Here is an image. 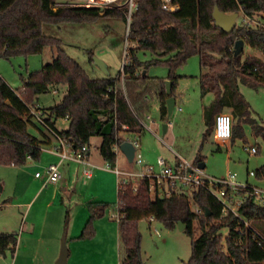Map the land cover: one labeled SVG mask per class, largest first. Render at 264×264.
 I'll return each mask as SVG.
<instances>
[{
	"label": "trees",
	"instance_id": "trees-1",
	"mask_svg": "<svg viewBox=\"0 0 264 264\" xmlns=\"http://www.w3.org/2000/svg\"><path fill=\"white\" fill-rule=\"evenodd\" d=\"M173 2L178 9L170 14L161 10V0H140L129 25L127 39L132 47L121 73L115 78L91 79L75 60L65 55L62 41L45 35L43 27L93 24L102 18L121 19L125 24V9L86 8L65 4L62 0H0V59L40 54L48 47L55 49L52 62L23 80L21 89H11L0 78V166L20 167L28 161L37 162L42 150L50 145V134L64 140L73 150L88 148L91 138H100L98 154L114 168L116 149L126 139L139 140L143 132L134 114L135 106H141L143 95L149 91L144 87L142 92L135 93L149 80L143 70L156 65L168 70L167 79L172 83L169 96L165 83L152 79L159 83L160 118L167 121L166 99L174 97L180 78L176 71L191 57L198 58L200 97L212 99L203 109L208 127L205 136L213 135L216 115L229 111L233 118L231 144L244 138L240 124L245 123L252 135L264 143V123L260 125L250 116L249 106L238 89L239 83L252 87L264 85V0ZM215 6L222 13H243L255 19L257 25L239 24L232 33H224L214 27ZM239 40L261 56H243V52L234 56V44ZM139 52L149 53L152 59L142 62ZM91 57L89 53L90 60ZM121 77L125 92L119 88ZM60 86H65L66 93L57 104L49 108L33 107L37 96L56 91ZM36 108L45 116L44 125L33 126L38 137L27 128ZM58 120L68 121L67 130H56ZM122 125L126 126L125 130H121ZM256 150L258 154L257 147ZM198 164H204L203 159ZM255 178L264 179V163L256 170ZM149 183V179L143 178L135 192L128 184L117 194V205L123 216L117 223L118 241L122 246L119 264H142L139 222L149 217L170 231L177 229L178 222L185 225L183 232L191 240V254L184 264H264V250L257 245L259 238H252L253 224L264 223L263 206L247 198L238 210V217L231 213L224 215L222 204L205 188L191 192L176 190L168 196L157 193L151 198ZM190 201L200 213L192 210ZM86 207L89 219L79 240L94 237L93 222L104 217L109 209L108 204L96 202H89ZM247 223L252 228L246 227ZM224 229L228 231L226 237L221 234ZM16 244L15 233L0 234V256L13 255Z\"/></svg>",
	"mask_w": 264,
	"mask_h": 264
},
{
	"label": "rangeland",
	"instance_id": "rangeland-1",
	"mask_svg": "<svg viewBox=\"0 0 264 264\" xmlns=\"http://www.w3.org/2000/svg\"><path fill=\"white\" fill-rule=\"evenodd\" d=\"M62 3H79V0H62ZM244 20L243 13L238 14L236 25ZM43 32L47 36L57 38L62 41V49L67 57L75 60L84 72L91 79H103L104 73L92 62V58H96L106 64L109 71V77L115 78L121 73L123 63L126 62L125 57L132 45L126 38V25L121 19L102 18L93 24H62L58 26L45 25ZM89 53L92 54L91 60ZM253 55L260 57L256 51L249 46L244 47L243 56ZM55 56V49L45 48L40 54H32L28 56L16 55L9 60L0 59V78L13 90L21 89L23 80L27 79L31 74L38 72L43 66L52 62ZM138 57L142 62L152 59L149 53L139 52ZM146 72L147 77H161L166 75L168 70L163 65L149 66ZM200 72L198 58L191 57L176 74L186 76L182 78L181 85L175 89V94L182 92V104H177L174 112L169 117V132L166 136L157 131L156 135H151L144 131L138 153H141L144 163L151 165L155 173L159 172L158 159L161 158L166 165L174 166L177 157L171 150L178 152L187 164L195 166L199 159H203L204 168L203 175L206 179L224 178L228 170L236 175V181L239 183H248L264 190V179L257 180L255 177L249 176L250 172H256L264 163V143L260 138H255L248 124H240L243 139H236L234 143L228 146H219L213 139V135L208 138L206 133L208 127L205 125L203 117V109L208 106L206 98L200 99L198 91V82L196 76ZM119 88L125 92V84L122 77ZM239 93L245 99L249 106L250 116L257 121L258 124L264 123V85L252 87L250 85L238 84ZM54 92V91H53ZM52 91L48 94L37 96V104L44 108L52 107L57 104L66 93L65 86H60L56 90V94ZM202 105L203 109H199ZM182 108L181 112L177 108ZM229 112V111H227ZM225 112L224 114H227ZM150 117L156 118V110L151 107L148 111ZM229 114V113H228ZM140 120V118H139ZM67 123L58 120L55 123L57 131L65 130ZM29 132L38 137L39 133L33 128L28 129ZM213 131V127H212ZM46 134L48 132L44 130ZM125 136V135H124ZM127 136H125L126 138ZM205 138V139H204ZM56 141V139H55ZM101 139L98 137L91 138L89 142V151L92 158L101 157L98 154V148ZM257 147L259 152L256 155H249L243 151V146ZM99 160V159H98ZM102 169L105 168L106 162L102 159ZM123 154L119 153L116 166L120 171L123 167L137 170L134 164H126ZM38 164L36 161H28L27 164L20 167L0 166V184L2 185V193L0 195V232L15 233L17 235V246L14 255L6 253L0 256V264H55L52 261V254L48 246L50 232L59 226L62 229L65 221L69 219V210L65 209L58 203L51 205L49 208L42 209L37 214L33 211L29 214L27 221L26 212L23 209L10 208L8 205L12 202L23 203L27 201L35 191L34 173H30L29 169ZM112 171L109 169H104ZM139 170V169H138ZM114 173V171H112ZM115 175V174H113ZM115 177V176H114ZM102 180L97 185H89V191H85L86 201L107 203L110 211L105 218L109 219L112 224L117 227L116 220H112L110 216L117 207L116 185L113 190L108 188V180ZM116 178L114 179L115 183ZM73 201L70 203L71 217L74 208L79 205V189L75 183L71 186ZM74 190V191H73ZM82 191V195H83ZM153 198V196H150ZM85 205V204H84ZM190 205L194 211V207ZM67 214L69 215L67 217ZM115 214V213H114ZM35 222V231L32 234L28 221ZM31 220V221H32ZM30 221V222H31ZM26 222V223H25ZM69 222V221H68ZM149 218H143L139 222V232L141 235V258L142 264H184L190 259L191 240L187 235L176 230L170 231L166 229L162 223L157 221L150 222ZM69 225V223H68ZM197 226V223H195ZM255 231L264 238V223L261 226L253 224ZM82 230L79 232L81 234ZM226 237L228 231L226 229L221 232ZM199 235V231H196ZM23 244L20 246V241ZM63 237L58 242V250H60ZM118 241V239H117ZM91 243L90 262L79 260L81 257L80 245L75 247L73 253L69 255L67 264H119L122 256L121 244H115L113 238L110 239L108 234L102 232ZM85 247V246H84ZM83 248V247H82ZM18 257L16 255L18 253Z\"/></svg>",
	"mask_w": 264,
	"mask_h": 264
},
{
	"label": "built area",
	"instance_id": "built-area-1",
	"mask_svg": "<svg viewBox=\"0 0 264 264\" xmlns=\"http://www.w3.org/2000/svg\"><path fill=\"white\" fill-rule=\"evenodd\" d=\"M140 0H79V3H72V5L86 7V8H102L109 7L115 10L125 9V25H126V38L129 34V25L131 18L137 9L138 2ZM178 9V5L173 2V0H161V10L165 13L175 12ZM241 24L244 25H257V21L253 18L244 16V20ZM237 26V25H236ZM55 93V92H53ZM180 108H177L179 111ZM31 122L27 124V128H33L34 125H44L45 116L39 108H36L31 113ZM140 124L141 121L139 120ZM232 125L233 118L230 114H218L215 117L213 124V138L215 142L219 145H228L232 138ZM143 126H145L143 124ZM126 126L122 125L121 130H125ZM56 145L51 149L52 152L59 155L61 160H73L77 163L88 166V148L83 147L80 150H73L67 147V144L61 138H55ZM132 143L135 149V157L133 163L137 168H143L139 173L120 171L115 165L114 168H111L107 163L105 169H111L116 175V189L118 192H123L124 188L131 184L133 191H136L137 183L143 179H149L150 183L148 185L149 193L153 197L158 195L168 196L172 191L181 190V191H194L199 188H205L209 190L210 194L222 204V212L224 215L233 214L238 217V210L244 204L247 198H251L254 203L264 207V190L246 183H239L236 181V175L228 170L224 178L216 179H206L203 175V170L199 169L197 165H189L186 161L179 158V162L174 166L166 165V163L159 158V172L155 173L152 167L145 166L143 157L141 153H138L139 142L138 140H129ZM70 151L69 154L65 151L67 149ZM243 151H246L249 155H256V147L243 146ZM118 148L116 153H118ZM90 174H87V177ZM249 176L255 177L254 172H250ZM39 173L35 174V178H40ZM59 167L56 164L49 165L43 176L44 185L46 184H56L60 180ZM116 208L114 213L110 216L111 219L116 220L118 223L119 220L123 217L120 214V207L116 203ZM195 212L200 213L199 210L194 209ZM149 221L152 222L153 218L149 217ZM246 227H250V224H246ZM252 238L258 239L257 245L264 250V238H262L254 229L252 232Z\"/></svg>",
	"mask_w": 264,
	"mask_h": 264
},
{
	"label": "crops",
	"instance_id": "crops-1",
	"mask_svg": "<svg viewBox=\"0 0 264 264\" xmlns=\"http://www.w3.org/2000/svg\"><path fill=\"white\" fill-rule=\"evenodd\" d=\"M167 74H168V72H167ZM167 74L163 75L161 77H157V76L156 77H148L149 80L144 82L142 87H139V89H137L135 92L136 94H139L140 92H142L145 89L144 87H147L149 89V91L146 93V95H143V97H142L143 102L141 103V106L144 104H146V105L143 108H141L140 104H137L135 106L136 109L134 111L135 112L134 114L136 115V118H138V121L140 118L141 125L143 127V132L140 135V139L138 140L139 148H140V143L142 140L141 138H142L144 131L149 132L151 135H156L157 131H161V134L163 136H166V134L169 132V127H170L169 120L163 121L160 118V112H159L160 100L158 98L159 83L152 81V79H156V78L161 79L163 82L169 81L167 79ZM199 74H200V72H199ZM199 74H198V76H199ZM177 75L180 77L177 81L178 82L177 86H179V85H181L182 78H185L186 76H181L179 74H177ZM198 76H196V82H198ZM197 84H198V91H199V82ZM54 92H55L54 94H56V91H54ZM182 96H183L182 92H180V93L178 92L177 94H174L173 98H174V100H176V105L182 104V100H181ZM199 97H200V92H199ZM204 98H206L208 100V105H209V103L212 100L211 96H206ZM200 99H201V97H200ZM176 105H175V107H176ZM38 107H42V106L39 105ZM151 107H153V109L155 108V110H156V118H158L157 120L150 117L148 114V111ZM42 108H44V107H42ZM178 108H180V107H178ZM199 109H203L202 105L199 106ZM181 111H182V108H180V110L178 112H181ZM227 113H229V112H227ZM63 121H65L67 123V127L65 129V130H67L69 123L67 120H63ZM143 124L145 126H143ZM163 124L167 125L166 131L164 133H163V128H162ZM49 136L51 138L50 145L45 147L42 150L40 159L37 161L38 164L34 165L33 167H31L29 169L30 173H34V178H35L36 173H39L41 175L40 178H35L39 182L34 181L35 191L31 195V197L23 203L12 202L10 204H2V206L8 205L10 208H17V209L21 208V209L25 210V212H26V219L25 220L26 221L28 219L29 214L32 211H33V214H37L36 212H39L45 208H49L51 205H54L56 203L63 206L65 209H68L70 217H69V219H67V222L65 221L64 227L62 229H59V226H58L50 232L48 246L50 247V251L52 254V261L53 262L56 261L58 256H59L60 250H58V242L60 240V237H63V239L65 240V243L67 245L68 257L70 255V253L71 254L73 253V251L75 250V247L77 245L81 244V246L83 248L80 247V252L83 251V253H81V257H79L80 258L79 260L89 263L91 258H90V253H88V252L90 251L89 247H91V243H93L92 241L94 239H96V237L98 235H100L102 232H105V234H108L110 239L113 238V241H115V244L117 245V243H118V241H117V239H118V226L116 227L115 224H112L109 219L105 218L106 214L110 211V209H107L104 217H102L100 219H96L93 222L94 228H95L94 237L91 238L90 240H79L78 239V237L80 236L79 232L81 230H83L85 223L89 219V213H88V209L86 207V205L88 203H85L87 196L84 194H85V191H87V193H88L89 185H97L102 180H107L106 178H109L108 188L113 190L114 185H116V180L114 183V179L116 178V175H113L115 173H112V171L104 170L105 168L102 169V167H101L102 166V162H101L102 158L101 157L95 158V159L92 158V155H90L89 148H88V159H87L88 166H83V165H81V164H79L76 161H73L71 159L70 160H61L58 154L51 151V149L56 145V141H55V138L52 137L50 134H49ZM212 140L215 142L214 138ZM217 145H218L217 148H219V149H220L219 146H222L219 144H217ZM228 145H231V143H229ZM228 145H226V146H228ZM65 151L67 152V154L70 153L68 148L65 149ZM171 152L174 155H176V157H177L176 164L179 162V160H180L179 158L184 160L178 152H174L173 150H171ZM119 153L120 152L117 153L118 154L117 160H118ZM123 157L125 158V162H127L124 154H123ZM117 160H116V162H117ZM53 164L58 165L61 178L56 184L44 185L43 176L45 174V170L49 165H53ZM126 164L128 165V163H126ZM144 165L152 167L151 165L147 164V162H145ZM14 169H16V168L14 167ZM138 169L133 170V169H131V167L130 168H126L125 166L123 167V171H128V172L139 173L143 170V168H138ZM109 170H111V169H109ZM88 173L90 174V176L87 177ZM74 183L77 186V188L80 190L79 195H77L76 197L80 201L79 205H82V206H80L78 208H74L73 214L71 217L70 203H71V201H73L72 200L73 197L71 194L72 190H70V189ZM82 191L84 192L83 195L81 194ZM96 203L105 204V205L107 204V203H103L101 201L96 202ZM68 216L69 215L67 214V217ZM30 221H28L27 224L31 230V232L29 234H32L35 231V228H34L35 222L33 220L31 222ZM68 223H69V225H68ZM2 233H7V232H0V234H2ZM22 244H23V240L21 239L20 246ZM16 246H17V244H16ZM15 251H16V247H15ZM18 254H19V250H18V253L16 255V258L18 257ZM67 261H68V259H67Z\"/></svg>",
	"mask_w": 264,
	"mask_h": 264
},
{
	"label": "water",
	"instance_id": "water-1",
	"mask_svg": "<svg viewBox=\"0 0 264 264\" xmlns=\"http://www.w3.org/2000/svg\"><path fill=\"white\" fill-rule=\"evenodd\" d=\"M213 21H214V27L223 31L224 33L230 34L236 29V19L238 17L237 13L233 14H227V13H222L221 11L218 10V8L215 6L213 9ZM244 42L239 40L235 42L234 44V56H238L243 52L244 49ZM92 62L95 65V67H98L102 73H104L105 77H109V71L108 67H106V64L96 58H92ZM165 83V91L166 94L169 96L171 94V87L172 83L170 81H164ZM176 105V100H174L173 97H168L166 99V110H167V118H169L175 108ZM163 133L166 131L167 125L163 124ZM119 152L121 154H124L126 157L127 163L132 164L134 157H135V149L132 145L131 142L129 141H124L118 148ZM197 167L199 169L204 168V164H198ZM2 185L0 184V195L2 193ZM207 216V215H206ZM177 227L180 231H183L185 229V225L182 224L181 222H178ZM67 259H68V249L67 245L65 243V240L62 239L61 246H60V251H59V256L55 262V264H67Z\"/></svg>",
	"mask_w": 264,
	"mask_h": 264
}]
</instances>
